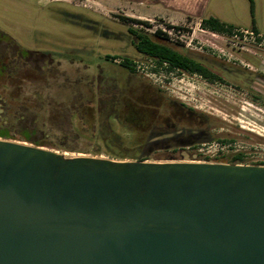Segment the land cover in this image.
Returning a JSON list of instances; mask_svg holds the SVG:
<instances>
[{"label": "rangeland", "instance_id": "1", "mask_svg": "<svg viewBox=\"0 0 264 264\" xmlns=\"http://www.w3.org/2000/svg\"><path fill=\"white\" fill-rule=\"evenodd\" d=\"M54 4L98 21L110 34L89 33L82 26H73L65 16L56 21L47 9ZM253 4L251 14L249 0H206L202 16H213L234 28L253 29L264 35V0H253ZM127 14L117 0H0V32L4 33L0 36V54L7 59L11 72L9 80L0 78V90L6 82L7 92L19 98L8 110H0V128L9 134V138L0 139L33 144L23 137L30 130L36 131L32 138L39 139L43 144L40 146L65 156L136 160L114 158L107 152L137 153L143 149L148 161H206L198 159L206 156L210 162H225L222 156L242 152L241 164L264 163V44L233 39L234 28L220 33L203 26L195 16L183 17L177 25L189 26L183 31L189 48L167 37L166 42L207 65L221 79L209 80L177 70L166 72L134 49L126 31L130 22L124 18L147 22L133 25L147 32L167 29L174 25L167 21L180 20ZM41 31L53 37L59 33L64 52L78 48L76 58L44 61L45 56L38 51L30 53L25 64L16 61L20 48L14 42L6 44L10 37L20 47L52 50L45 45ZM106 55L116 58L107 59ZM124 56L134 60L133 73L118 65ZM156 89L205 114L202 125L209 127L211 138L204 144H179L176 148L146 143L149 126L140 116L149 104L142 97L132 96L151 94ZM124 92L129 96H123ZM89 109L95 116L106 113L107 119L101 122L108 120L119 138L103 137L98 131L100 120L97 128L91 127L83 117ZM35 113L40 114L37 120L27 117ZM215 158L221 160L213 161Z\"/></svg>", "mask_w": 264, "mask_h": 264}, {"label": "water", "instance_id": "2", "mask_svg": "<svg viewBox=\"0 0 264 264\" xmlns=\"http://www.w3.org/2000/svg\"><path fill=\"white\" fill-rule=\"evenodd\" d=\"M0 264H264V165L0 139Z\"/></svg>", "mask_w": 264, "mask_h": 264}, {"label": "flooded vegetation", "instance_id": "3", "mask_svg": "<svg viewBox=\"0 0 264 264\" xmlns=\"http://www.w3.org/2000/svg\"><path fill=\"white\" fill-rule=\"evenodd\" d=\"M51 17H54L56 21H59V18L65 16L73 26H82L89 33L95 34H110V30L105 28V26L99 24L96 20H91L90 18H85L81 14H76L73 12H67L59 6L54 4L52 7L47 6ZM140 29V28H138ZM157 29L145 32L151 36L154 31ZM127 34L131 41L134 39V36L131 32L126 29ZM43 37L46 39L45 45H48L52 50L41 51L38 48L30 47H20V44L16 43L13 37H10V41L6 44L12 45L14 42L19 48V56L16 61H20L25 64V61L28 58V55L32 52L41 53L45 56V60H53L54 57L57 59H75L78 54V48L72 47L70 51L64 52L65 48L61 46L63 40L58 37L59 33L53 37L50 32L41 31ZM62 34V32H60ZM0 36H4L3 32H0ZM52 37V38H51ZM35 41H37L35 38ZM12 42V43H11ZM38 42V41H37ZM168 42V41H167ZM39 43V42H38ZM55 49V50H53ZM141 55V54H140ZM116 58V57H115ZM110 59V58H108ZM25 60V61H24ZM115 61V60H113ZM119 63V62H118ZM204 64V63H203ZM207 66V65H206ZM208 67V66H207ZM210 71V69L208 68ZM215 74L214 72L210 71ZM196 74V73H191ZM199 75V74H198ZM217 79H221V76L215 74ZM201 76V75H199ZM206 79V78H205ZM151 94H137L134 93L132 97H142L149 105L145 107V110L141 111V118L145 123H148L149 130L145 133L146 143L148 144H187V145H196L198 143H206L211 137L209 132V127L202 125L205 118V114L187 106L184 102L171 98L169 95L165 94L161 90H152ZM148 93V92H147ZM125 97H128L129 94L126 92L123 93ZM117 96V95H114ZM128 99H125V104ZM135 101V100H133ZM116 105L117 101H114ZM113 102V103H114ZM120 102V101H119ZM121 103V102H120ZM145 103V102H144Z\"/></svg>", "mask_w": 264, "mask_h": 264}, {"label": "trees", "instance_id": "4", "mask_svg": "<svg viewBox=\"0 0 264 264\" xmlns=\"http://www.w3.org/2000/svg\"><path fill=\"white\" fill-rule=\"evenodd\" d=\"M249 6H250V12L253 13V0H249ZM126 21H129L130 23H127L128 31L131 32V34L134 36V39L132 40V45L134 46V49L144 56L145 58H148L151 60L155 67L157 68H163L166 72H171L173 70H177L179 72H187V73H196L201 75L203 78L214 80L217 78V76L213 73H211L208 70V67L203 64L202 62L195 60L191 57H189L186 53H183L179 51L178 49L170 46L166 41L167 39L164 36H161V31L157 29L152 33L151 36H149L144 29H138L134 28V23H141L143 25H146L147 22H143L134 18H124ZM202 25L217 32H227L230 31L231 28H234L230 25L225 24L224 22L220 21L218 18H215L213 16H209L206 18H201ZM254 28V27H253ZM255 29V28H254ZM5 56L3 54H0V78L4 81L9 80V77L11 75V72L8 68V65L6 64L5 60L3 59ZM116 56L106 55V58H113ZM118 65L126 70L129 73L134 72V60H132L129 57H122L121 61L118 63ZM19 98H14L12 95H10L7 92L6 88V82L2 83V90H0V110H8L11 107V104L13 102H18ZM103 113V112H102ZM99 113L97 116H95L91 110L89 109L85 114H83V117L86 119V122L91 127L97 128V120H100V124L98 125V131L102 136L105 138H119V134L114 131L110 127V122L106 120L105 122H101L104 119H107L106 113L102 114ZM116 114V113H115ZM21 117H25L24 115H21ZM28 118L33 117L31 119L37 120L38 117H40V114L35 113L33 115H27ZM116 118V117H115ZM36 131H30L27 130L26 134L23 136L25 141L31 142L34 145H43L39 139L32 138L35 136ZM0 136L2 138H9V134L2 128H0ZM226 142V140H222ZM228 141V140H227ZM167 146L171 148H176V146H180L179 144H168ZM114 151V152H113ZM107 152V155L114 157V158H129V159H136V160H145L147 157L144 155L143 149L139 150L137 153L135 151H127V153L122 152H115V150ZM201 156V155H200ZM204 158H198L199 160H206L208 161L209 158L206 156H203ZM221 158H226L225 162L227 163H243V153L242 152H235L231 154L229 157L222 156ZM221 158H215L213 161H220ZM161 159V158H160ZM254 165H264V163H253Z\"/></svg>", "mask_w": 264, "mask_h": 264}, {"label": "crops", "instance_id": "5", "mask_svg": "<svg viewBox=\"0 0 264 264\" xmlns=\"http://www.w3.org/2000/svg\"><path fill=\"white\" fill-rule=\"evenodd\" d=\"M120 5L125 7L129 16L139 14L144 15H156L158 17L170 16L171 18L178 19L180 21H173L170 24H180L183 17H197L199 19L204 18L202 16L203 7L206 0H117ZM137 13V14H133Z\"/></svg>", "mask_w": 264, "mask_h": 264}, {"label": "built area", "instance_id": "6", "mask_svg": "<svg viewBox=\"0 0 264 264\" xmlns=\"http://www.w3.org/2000/svg\"><path fill=\"white\" fill-rule=\"evenodd\" d=\"M188 27L189 26L187 25H180V26L172 25L168 27L167 29L164 27H160L159 30L161 31V36H164L165 38L167 37L171 42H174L175 44L182 45L184 42L182 47L188 49L190 42L185 43V40L183 39V37H185L184 32H183L184 28H188ZM220 33H223V32H220ZM231 33H232L231 37L235 40L251 42V43H256V40H259L257 42L258 45L264 44V35L253 29L247 30V29L234 28L231 30ZM169 35H173L174 38H172Z\"/></svg>", "mask_w": 264, "mask_h": 264}]
</instances>
